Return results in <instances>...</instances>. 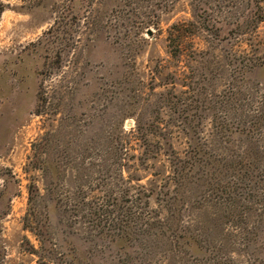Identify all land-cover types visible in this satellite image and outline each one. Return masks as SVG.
<instances>
[{"label":"rangeland","instance_id":"374dc122","mask_svg":"<svg viewBox=\"0 0 264 264\" xmlns=\"http://www.w3.org/2000/svg\"><path fill=\"white\" fill-rule=\"evenodd\" d=\"M197 1L136 0L141 11L164 12V33L156 39V29L144 32L136 39L138 54H130L118 35L115 0H0V264H264V209L255 204L239 210L248 231L263 228L253 248L239 239L245 230L229 223L221 227L229 238L225 256L206 246L170 258L161 250L151 255L145 224L161 208L150 196L152 187L160 192L167 183L166 158L143 166L134 160L141 152L136 142L118 146L136 124L127 109L133 88L150 81L151 65H174L168 30L193 21ZM199 1L220 30L213 51L218 93L228 91L236 71L224 60L236 57L257 66L243 87L251 104L261 101L264 0ZM255 26L252 35H238ZM206 37L196 38L199 50L209 48ZM176 70L170 72L180 77ZM257 137L263 151L264 130ZM173 142L180 152L188 149L178 131ZM40 154L59 176L36 169ZM30 199L41 204L33 222L26 220ZM211 201L206 216H223L222 201ZM193 219L187 213L186 221Z\"/></svg>","mask_w":264,"mask_h":264},{"label":"trees","instance_id":"16d2710c","mask_svg":"<svg viewBox=\"0 0 264 264\" xmlns=\"http://www.w3.org/2000/svg\"><path fill=\"white\" fill-rule=\"evenodd\" d=\"M115 1L121 7L116 26L118 35L123 42L129 43L130 54H138L136 39L144 32L154 28L158 36L155 33L152 36L159 39L163 35L160 20L164 12L157 9L141 11L135 8L136 0ZM234 2L230 0V3ZM206 6L205 1L198 0L193 7V21L169 28L165 41L169 44L168 53L174 65L167 66L163 61L151 65L150 81H141L139 88H133L127 109L131 110L129 116L136 119V124L119 139L121 150L133 142L138 144L141 152L134 160H139L143 166L161 156L166 158L167 183L160 192L152 187L150 196L160 201L161 208L153 212L145 224L151 255L161 250L170 258L171 253L181 249L191 251L206 246L219 249L225 256L224 251L230 250L227 247L229 238L221 227L229 223L246 231L239 234L242 236L239 239L249 249L263 234L261 226L248 231L243 213L239 211L246 204L264 209V150L261 151L257 137L264 130V96L261 101L251 104V97L243 87L249 72L257 66L227 57L224 61L233 64L236 71L227 80L228 91L218 93L216 80L220 69L213 51L217 40L214 36H219L220 30L213 25ZM241 27V23L236 25L237 29ZM257 30L258 26H255L238 35H252L251 32ZM201 33L207 35L209 48L206 51L196 47L195 40ZM172 68L177 69V73L182 69L180 77L170 72ZM169 86L172 88L167 89ZM177 87L182 90L177 92ZM158 88L166 90L157 92ZM175 131L185 136L188 143L185 151L175 148ZM212 147H221L220 153L218 149L212 151ZM237 147L241 150L236 151ZM43 158V154L37 155L36 169L48 177L53 174L52 169ZM56 180L59 179L56 177ZM216 196L226 213L223 216L216 214L210 220L204 204L213 208L210 199ZM40 206L30 199L27 221L38 219ZM187 213H192L196 219L188 223ZM26 228L38 234L30 225Z\"/></svg>","mask_w":264,"mask_h":264}]
</instances>
